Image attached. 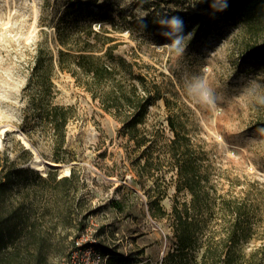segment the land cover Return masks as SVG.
I'll return each instance as SVG.
<instances>
[{"label": "rangeland", "instance_id": "obj_1", "mask_svg": "<svg viewBox=\"0 0 264 264\" xmlns=\"http://www.w3.org/2000/svg\"><path fill=\"white\" fill-rule=\"evenodd\" d=\"M73 1L78 4L68 10ZM204 1L0 0V163L8 165V157L29 167L7 190L2 217L8 218L13 240L0 248V264H61L84 232L99 241L101 252L131 264L147 259L155 264L172 230L168 219L150 213L149 195L164 191L161 203L168 211L192 197L178 188L176 170L166 164L157 183L139 176L123 123L60 69L59 23H91L113 36L116 54L137 61L167 97L149 106L146 124L172 137L171 117L200 150V171L208 176L211 194L244 197L254 227H264V57L248 50L264 40V24L236 15L207 34L195 33L190 15ZM173 16L183 20L179 53L164 47L172 43L161 34L169 29H155L159 19ZM39 49L53 58L55 101L75 107L67 126V161H54L51 141L34 134V145L21 128L24 89ZM196 78L211 89V104L188 91ZM29 142L30 156L21 145ZM37 159L45 173L33 166ZM72 167L76 176L61 181Z\"/></svg>", "mask_w": 264, "mask_h": 264}, {"label": "trees", "instance_id": "obj_2", "mask_svg": "<svg viewBox=\"0 0 264 264\" xmlns=\"http://www.w3.org/2000/svg\"><path fill=\"white\" fill-rule=\"evenodd\" d=\"M224 2L205 0L199 4L190 15L195 33L207 34L221 19L236 15L244 20L255 18L264 24V0H227L226 8H223ZM77 4V1L71 2L68 10ZM161 28L158 23L155 29ZM57 38L60 69L74 75L106 111L123 123V131L134 152L132 164L139 176H152L157 183L159 176H165L161 168L166 164L176 170L178 188L191 192L190 201L176 202L170 211L161 203L164 191L149 195L150 213L157 219H168L172 230V234L167 235L168 249L155 264H264V227H254L249 201L237 195L211 194L208 176L200 171V150L171 117L168 121L174 133L172 137L167 136L161 126L146 124L149 106L158 98L167 102L158 83L139 68L137 61L116 54L119 42L94 29L91 23L73 26L59 23ZM248 50L254 58L264 57V40L255 41ZM52 59L51 53L46 54L41 49L36 54L24 89L21 128L34 145H37L31 137L34 134L50 140L52 157L60 162L69 159L65 155V143L75 107L55 101V84L50 71ZM21 145L23 152L30 156L31 148ZM6 159L10 161L8 165L0 163V248L13 240L8 218H3L8 187L29 170V167L18 166L16 160ZM49 173L54 175L51 169ZM75 176L76 169L72 167L71 173L61 176L60 180ZM106 254H109L107 264H131L117 259L114 254ZM140 264L152 263L147 259Z\"/></svg>", "mask_w": 264, "mask_h": 264}, {"label": "clouds", "instance_id": "obj_3", "mask_svg": "<svg viewBox=\"0 0 264 264\" xmlns=\"http://www.w3.org/2000/svg\"><path fill=\"white\" fill-rule=\"evenodd\" d=\"M227 7V0H225L223 4V8ZM158 23L162 27H166L169 31H165L161 33L163 36L172 40L171 45H165L164 47L168 48L169 50H175L176 52L183 51V42L184 37L181 35L183 31V20L177 16H173L170 18H162L158 21ZM147 27V25H144ZM194 83L188 85V91L196 92L199 95V98L202 102H206L211 104L213 102V94L210 88H208L206 82L199 78L193 80Z\"/></svg>", "mask_w": 264, "mask_h": 264}, {"label": "built area", "instance_id": "obj_4", "mask_svg": "<svg viewBox=\"0 0 264 264\" xmlns=\"http://www.w3.org/2000/svg\"><path fill=\"white\" fill-rule=\"evenodd\" d=\"M76 244L75 249L62 259L61 264H107L109 254L99 250V241L89 233H82Z\"/></svg>", "mask_w": 264, "mask_h": 264}, {"label": "bare ground", "instance_id": "obj_5", "mask_svg": "<svg viewBox=\"0 0 264 264\" xmlns=\"http://www.w3.org/2000/svg\"><path fill=\"white\" fill-rule=\"evenodd\" d=\"M33 166L38 168V169H41L42 172L45 173L44 172L45 171V165H44V163L41 160L37 159L36 161H34L33 162Z\"/></svg>", "mask_w": 264, "mask_h": 264}, {"label": "water", "instance_id": "obj_6", "mask_svg": "<svg viewBox=\"0 0 264 264\" xmlns=\"http://www.w3.org/2000/svg\"><path fill=\"white\" fill-rule=\"evenodd\" d=\"M25 145L27 146V148H32V144L29 142V143H25ZM51 165H54V166H59L58 164L56 163H51Z\"/></svg>", "mask_w": 264, "mask_h": 264}]
</instances>
